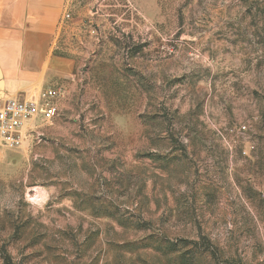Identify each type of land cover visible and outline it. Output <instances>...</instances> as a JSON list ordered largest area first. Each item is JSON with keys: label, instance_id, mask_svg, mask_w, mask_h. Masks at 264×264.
Segmentation results:
<instances>
[{"label": "rangeland", "instance_id": "374dc122", "mask_svg": "<svg viewBox=\"0 0 264 264\" xmlns=\"http://www.w3.org/2000/svg\"><path fill=\"white\" fill-rule=\"evenodd\" d=\"M55 52L0 264H264V0H66Z\"/></svg>", "mask_w": 264, "mask_h": 264}, {"label": "crops", "instance_id": "0c3cea01", "mask_svg": "<svg viewBox=\"0 0 264 264\" xmlns=\"http://www.w3.org/2000/svg\"><path fill=\"white\" fill-rule=\"evenodd\" d=\"M65 5L0 0V98L39 99L73 74L74 62L55 52Z\"/></svg>", "mask_w": 264, "mask_h": 264}, {"label": "built area", "instance_id": "2783aa9c", "mask_svg": "<svg viewBox=\"0 0 264 264\" xmlns=\"http://www.w3.org/2000/svg\"><path fill=\"white\" fill-rule=\"evenodd\" d=\"M58 93L57 88H51L41 99L0 98V147H20L29 122L56 116Z\"/></svg>", "mask_w": 264, "mask_h": 264}]
</instances>
